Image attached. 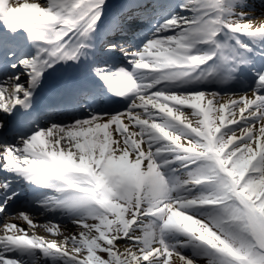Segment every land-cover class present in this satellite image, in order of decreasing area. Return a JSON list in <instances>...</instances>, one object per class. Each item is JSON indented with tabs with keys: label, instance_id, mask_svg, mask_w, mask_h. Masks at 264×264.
I'll return each instance as SVG.
<instances>
[{
	"label": "snow or ice",
	"instance_id": "1",
	"mask_svg": "<svg viewBox=\"0 0 264 264\" xmlns=\"http://www.w3.org/2000/svg\"><path fill=\"white\" fill-rule=\"evenodd\" d=\"M107 5L0 0V24L26 33L33 49L0 54V264L29 256L35 264H264V53L246 55L264 41V23H254L264 14L245 11L248 0H179L155 23L165 7L157 0H124L111 13ZM134 20L154 28L142 46L103 40L105 54H122L131 70L97 66L98 27L109 37ZM81 60L93 63L53 95L73 106L94 101L80 76L91 71L127 106L88 103L85 117L41 127L33 105L45 74ZM237 74L246 91H179ZM21 180L46 193L38 214L12 210ZM36 215L67 219L75 231L58 242L9 222L35 227ZM44 226L61 235L60 219Z\"/></svg>",
	"mask_w": 264,
	"mask_h": 264
},
{
	"label": "bare ground",
	"instance_id": "2",
	"mask_svg": "<svg viewBox=\"0 0 264 264\" xmlns=\"http://www.w3.org/2000/svg\"><path fill=\"white\" fill-rule=\"evenodd\" d=\"M117 0H108V5H107V8H108V11H110V10H113V9H115L116 8V5H115V2H116ZM29 2H31V0H29ZM42 2H43V0H42ZM252 12H254V14L256 15V16H260L259 15V13H261V14H264V11L262 10V8H261V10H258V11H252ZM161 23H163V21L161 22ZM254 23L255 24H260V23H264V20H262V19H257V20H255L254 21ZM98 28H101V27H98ZM154 30V29H153ZM0 35H1V39L0 40H2L3 41V39H5L6 40V43H11V42H15V44H12L11 46H9L10 48H12L13 50H18V49H21V48H26V49H29V47L31 46V44H30V41H27V40H23V38L27 35L26 33H17V34H12V33H9V32H7V30L6 31H3V32H1L0 33ZM95 39H97V36L95 37ZM4 42V41H3ZM5 43V42H4ZM264 46V41H260V43L259 44H254V47L256 48V49H260L261 47H263ZM33 51V49H30V52H32ZM29 53V52H28ZM27 54V53H26ZM261 56H262V54H257L256 56H255V58H256V60L257 61H259L260 59H261ZM82 61V63H83V65H86V64H91L92 63V61H86V60H81ZM131 65L129 64V69L131 70ZM239 74H237V77H234L233 79H231L229 82H228V84H230L229 85V87H227L226 88V90L223 92V94H225V93H228V94H231V93H233V92H236V93H239V92H243V91H246L247 89L244 87V86H242V84H241V82H240V80H239ZM89 89H91L90 87H89ZM225 100H227V97L225 96ZM127 103H128V101H124V103H123V105H124V107H122L121 109H124L126 106H127ZM75 111H77V109L75 110ZM75 111H70L71 113L73 112H75ZM184 111H185V114L190 118V119H192L193 121H194V117H191L190 116V113L189 112H187V108H185L184 109ZM69 112V113H70ZM225 116H227V110H225V112L223 113ZM78 117H80V118H82L83 117V115H80V116H78ZM125 123H126V121H125ZM231 126V125H230ZM0 179H2L1 177H0ZM22 181V180H21ZM14 186V183H13V185H12V187ZM27 186H30V185H28V184H26L25 183V187H27ZM33 187V186H32ZM21 189V188H20ZM40 189H36V188H34L33 187V189L32 190H29V191H31V193L33 192H37V191H39ZM28 191H26V193H27ZM25 193V194H26ZM46 193H44L42 196H40L39 198H38V200H40V199H42L43 197H44V195H45ZM21 198L20 197H17L16 198V201H19ZM35 207V206H34ZM18 209H20V210H22V211H24V210H27V209H24V208H27V207H25V206H22V205H18V207H17ZM17 208H15V209H17ZM32 209H35V208H32ZM31 209V210H32ZM1 216V218L0 219H3L4 218V216H3V214H1L0 215ZM41 217L42 216H39V215H36L35 217H34V222H35V227H29V225L27 224V222H25V221H23L22 219L21 220H15L14 218L13 219H9V222H18L19 224V226H21V227H27V229H28V231H29V234L31 235L32 233H34L35 234V232H33V230L34 229H32V228H35V230L37 229V225H40L38 222H40L41 221ZM56 219L57 220H61V222H62V226L59 228V233H61V235H53L52 233H50V236H52V238L49 236H47V238H45V237H41V236H38V234H35L36 236H38V237H40V238H43V239H45V240H51V239H58L57 237H59L60 238V240L59 241H62L63 239H64V237L65 236H71L72 234H73V232L75 231V229H74V226L71 224V223H68L67 222V219H62V218H59V217H57L56 216ZM42 227H44V225H41ZM45 228V227H44ZM46 229V228H45ZM58 241V242H59ZM122 243V242H121ZM11 255H15L14 253L13 254H11ZM25 261L27 262V263H34L35 261H36V257L35 256H29V257H26L25 258ZM199 264H204V262L203 261H201V262H199Z\"/></svg>",
	"mask_w": 264,
	"mask_h": 264
},
{
	"label": "rangeland",
	"instance_id": "3",
	"mask_svg": "<svg viewBox=\"0 0 264 264\" xmlns=\"http://www.w3.org/2000/svg\"><path fill=\"white\" fill-rule=\"evenodd\" d=\"M179 2V0H175V3L177 4ZM249 2V7L248 8H246L247 10H245V11H248L249 12V8H250V5L252 4V2H250V1H248ZM148 38V37H147ZM147 38L145 39V40H147ZM146 41H144V42H142L138 47H140V46H142L143 45V43H145ZM251 46V45H250ZM251 49H252V46H251ZM248 53H250L251 54V51H249ZM250 58H251V56H250ZM229 82V81H228ZM228 82H224V83H221V82H219V81H209V82H204V83H199V84H197V85H187L185 88H182V89H180V91H185V90H191V89H197V90H199V91H201V92H219V91H221V90H224V89H226V88H224V87H226L227 86V83ZM192 110L191 109H187V112H191ZM194 120H195V118H194ZM222 131H223V129H222ZM39 211L40 210H38L37 211V214L39 213ZM40 216H44V215H40ZM55 217L56 216H51V215H49V216H44V219L42 220V222H41V224L42 225H44L45 224V221H47V220H56L55 219ZM3 219H0V221H2ZM13 223H16V224H19L18 222H13ZM61 225H62V222H61ZM45 227V226H44ZM44 227H42V226H39V227H37V229L35 230H33V232H35V234H38L39 236H41V237H45V238H47V236L49 237L50 236V232L47 230V228L45 229ZM24 228H26L27 229V227H25L24 226ZM51 238H52V236H50ZM58 239V241L60 240V238L59 237H57ZM105 258H107L106 256H105ZM25 264H35V262L34 263H27L26 261H25Z\"/></svg>",
	"mask_w": 264,
	"mask_h": 264
}]
</instances>
